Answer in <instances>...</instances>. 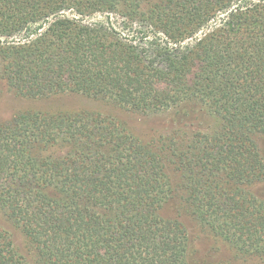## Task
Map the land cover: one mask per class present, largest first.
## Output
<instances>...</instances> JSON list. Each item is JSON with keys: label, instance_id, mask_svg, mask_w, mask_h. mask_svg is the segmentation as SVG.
<instances>
[{"label": "trees", "instance_id": "obj_1", "mask_svg": "<svg viewBox=\"0 0 264 264\" xmlns=\"http://www.w3.org/2000/svg\"><path fill=\"white\" fill-rule=\"evenodd\" d=\"M0 64L16 97L171 118L0 122V264H194L181 216L264 261V0H0Z\"/></svg>", "mask_w": 264, "mask_h": 264}, {"label": "rangeland", "instance_id": "obj_2", "mask_svg": "<svg viewBox=\"0 0 264 264\" xmlns=\"http://www.w3.org/2000/svg\"><path fill=\"white\" fill-rule=\"evenodd\" d=\"M1 66V64H0ZM78 111L91 110L112 116L125 123L128 129L141 139L148 138L155 131H165L170 127V113L141 116L129 113L117 107L106 105L80 95L65 94L48 99H25L16 97L6 88L5 82L0 75V122L8 120L13 115L23 111ZM258 145L264 150V138H258ZM169 215L170 212H167ZM167 215V214H166ZM168 215V216H169ZM180 220L187 227L190 237L191 258L194 264H264V261L249 260L246 262L233 259V252L224 244L215 241L212 237L201 232L198 226L191 222L188 217L181 216ZM0 226L11 231L10 225L0 214ZM14 241L21 246V238L12 230Z\"/></svg>", "mask_w": 264, "mask_h": 264}]
</instances>
